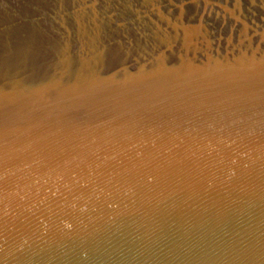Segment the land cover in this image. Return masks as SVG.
<instances>
[{
	"label": "water",
	"instance_id": "1",
	"mask_svg": "<svg viewBox=\"0 0 264 264\" xmlns=\"http://www.w3.org/2000/svg\"><path fill=\"white\" fill-rule=\"evenodd\" d=\"M0 264H264V0H0Z\"/></svg>",
	"mask_w": 264,
	"mask_h": 264
}]
</instances>
